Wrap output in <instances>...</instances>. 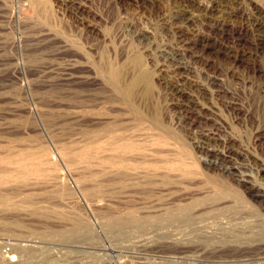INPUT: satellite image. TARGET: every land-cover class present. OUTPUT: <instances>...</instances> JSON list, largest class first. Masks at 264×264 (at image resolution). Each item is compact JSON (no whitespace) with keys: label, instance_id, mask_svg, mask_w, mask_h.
<instances>
[{"label":"rangeland","instance_id":"rangeland-1","mask_svg":"<svg viewBox=\"0 0 264 264\" xmlns=\"http://www.w3.org/2000/svg\"><path fill=\"white\" fill-rule=\"evenodd\" d=\"M168 8L0 0V264H264V201L209 167L196 138L218 128L264 168V72L205 37L187 62L236 95L203 97L196 122L180 120L138 39L168 42ZM247 173L264 190V171Z\"/></svg>","mask_w":264,"mask_h":264},{"label":"bare ground","instance_id":"bare-ground-1","mask_svg":"<svg viewBox=\"0 0 264 264\" xmlns=\"http://www.w3.org/2000/svg\"><path fill=\"white\" fill-rule=\"evenodd\" d=\"M168 4V10L158 16V23L170 34L168 42L156 44L148 30H138V39L144 51L155 55L157 65L162 71V83L167 91L166 94L176 108L179 119L193 123L204 108L201 98L222 97L234 92L222 86L218 71L211 70L209 63H202L204 64L202 70L206 73L205 81L202 80L201 72L198 74L195 66L192 67L187 62L191 46L205 42L207 36L220 33L223 40L218 39L219 48L228 57L235 63L245 61L255 72H264V7L256 5L253 8H245L244 0H168ZM230 27L236 29L239 35L235 36L233 32L231 33ZM229 35L233 37L232 41L228 40ZM237 99L232 97L229 105L240 110L242 104ZM262 104L264 105V101ZM196 136L198 147L206 154L204 160L209 167L246 185L248 192L255 199L264 201V190L261 189L262 187L253 186V178L247 173L254 170L264 171L258 163L259 160L237 148L231 137H223L218 128L203 127ZM119 138L121 139L120 136ZM125 168L127 169V166ZM140 172L153 174L146 168L142 170L131 168L128 173L139 175Z\"/></svg>","mask_w":264,"mask_h":264}]
</instances>
